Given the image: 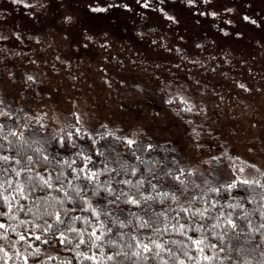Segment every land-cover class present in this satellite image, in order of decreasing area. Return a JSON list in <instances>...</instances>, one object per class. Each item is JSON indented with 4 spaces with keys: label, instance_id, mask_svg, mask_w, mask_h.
I'll return each instance as SVG.
<instances>
[{
    "label": "snow or ice",
    "instance_id": "6c2138e0",
    "mask_svg": "<svg viewBox=\"0 0 264 264\" xmlns=\"http://www.w3.org/2000/svg\"><path fill=\"white\" fill-rule=\"evenodd\" d=\"M11 2L26 6L32 28L22 31L18 25L5 28L0 23V42L7 45L14 38L23 45L27 38L40 43L48 27L70 52L111 50L117 22L103 14L114 8L132 9L127 0ZM137 3L157 13L170 31L175 29L174 49L159 38L151 44L169 53L175 51L180 64L177 73L168 76L160 65L143 68L139 75L152 79L153 95L139 76L119 78L116 83L131 87L138 96L119 104L120 118L76 111L77 101L69 97L68 122L57 115L49 122L48 113L39 109L49 102L59 104V87L56 92L45 89L43 81L27 71L17 77L8 64L10 59H23V51L0 48V81L9 83L0 93L3 264H264V166L211 143L219 134L206 123L209 108L203 97L208 85H202L200 79L193 82L191 69L179 72L186 62L193 68L204 65L205 73L218 70L210 52L206 60H190L180 46L187 39L181 32L184 10L195 9L199 16L217 22V35L230 44L217 51V56L222 57L221 66L229 67L234 66L232 52L240 45L264 50V17L249 11L254 0H240L242 8L235 0H225L214 8L209 7L213 0ZM7 12L0 8V21ZM139 15L146 31L138 30L135 35L143 41L158 28L147 27L150 18ZM249 29L259 30V34H250ZM193 47L203 52L210 47L220 50L221 44L205 36L194 40ZM117 60L123 66L124 61ZM55 61L70 71V60L56 55ZM30 63L39 66L48 61L31 59ZM131 63L139 67L135 60ZM148 63L144 61L145 66ZM239 63L247 61L241 57ZM52 67L61 70L55 63ZM252 71L249 67L248 72ZM18 79L23 85L20 89L14 87ZM103 79L109 88L113 86L109 77ZM235 87L249 94L264 91L241 80H235ZM17 93L20 99L13 103L9 97ZM196 95L201 96L199 103ZM169 116L180 122L179 129L171 126ZM250 119L252 126H258ZM164 132L167 135L161 134ZM205 137L208 144L203 142ZM181 141L191 143L201 154L209 147L215 154L196 161L181 155ZM248 151L254 153L255 146ZM248 169L253 170L251 177Z\"/></svg>",
    "mask_w": 264,
    "mask_h": 264
},
{
    "label": "rangeland",
    "instance_id": "374dc122",
    "mask_svg": "<svg viewBox=\"0 0 264 264\" xmlns=\"http://www.w3.org/2000/svg\"><path fill=\"white\" fill-rule=\"evenodd\" d=\"M83 2L87 3V0H83ZM127 2L132 4L131 10L114 8L109 13L103 14L110 21L117 22L113 46L108 51L92 48L86 52L83 50H72L70 52L61 43L59 36L48 27L44 28L40 43L27 38H25L23 45L14 38L7 45L0 42V48H14L16 51L22 50L24 53L23 59L16 57L10 59L8 64V68L13 69L17 77L27 71L34 73L37 79L43 81V88L51 87L52 91L56 92L57 86L59 87L57 93L59 104L54 106L53 103L49 102L45 108L39 109V111L48 113L49 122H53L51 118L54 115H57L65 123L68 122L67 112L72 110L69 97L77 101L76 111L88 112L89 114L95 113L99 117L115 114L114 118H120L119 104L121 102L129 103L134 99H138V96L131 87L125 88L116 83L119 78L139 76L147 82L148 92L153 95L152 79L147 74L139 75L144 67L152 68L154 65H160V71L165 76L170 73H177L176 65L180 64V58L176 56L175 51L169 53L157 49L151 44L152 40L159 38L160 42L167 41L168 46L174 49L177 43L173 37L175 29L170 31V26L165 25L158 18L157 13L151 9H144L137 3V0H127ZM171 2L178 4L179 0H171ZM224 2L225 0H213L209 7L214 8L217 4ZM235 2L238 8H242L240 0H235ZM262 7H264V4L261 3V0H254L249 11L264 17V12L260 11ZM0 8L8 10L7 16L3 21H0L5 28H14L17 25L22 31L32 28L31 17H29L25 5L13 4L11 0H0ZM201 10H203L202 5ZM139 13H143L150 18V22L146 21L147 27L156 26L158 28L155 34H149L143 41L138 40L135 35L138 30L146 31L145 28H141ZM182 18L181 32L186 34L187 39L180 46L185 48V54L188 55L190 60L196 58L206 60L210 52L214 57L213 66L218 69L215 72L205 73L204 65L193 68L190 62H186L179 69L180 73H183L186 69H191L193 82L195 79H200L202 85H208V93L203 97L209 108V119L206 123L219 134L211 140V143L218 147L230 149L234 156H239L242 160L252 158L254 163L264 166V91H253L249 94L235 87V80H241V82H247L249 86L264 88V50L247 44L240 45L232 52L234 66H221L222 57L217 56V51L230 47V44L222 36L217 35V27L215 26L217 22L211 17L199 16L195 9L191 11L184 10ZM196 20H199L200 23L197 24ZM249 31L250 34H259V30L249 29ZM205 36L219 41L221 49L214 50L210 47L203 52L195 49L193 41ZM34 52H36L35 56L33 55ZM56 55L70 60V71L65 65L55 61ZM105 56L108 59H105ZM241 57L247 61L246 64L241 65L239 63ZM117 58L124 61L123 66L118 63ZM31 59L47 60L48 63H40L37 66L30 63ZM133 60L137 62L139 67L131 63ZM145 60L149 61L147 66L144 65ZM216 61H219V63H216ZM54 63L56 67L61 69L60 72L53 69L52 65ZM249 67L253 69L251 73L248 72ZM224 72H228L229 75L225 77L222 75ZM73 76L76 77L75 80L71 78ZM104 77H109L112 80L113 86L111 88L105 83ZM131 83L132 80L129 79V84L131 85ZM163 83L164 81H161V86ZM8 86L7 79L0 81V93ZM14 87L16 89L23 87L19 79ZM213 92L215 95H213ZM220 96H223V100L219 99ZM9 99L15 103L19 101L20 97L17 93L10 96ZM200 99V95L195 96V102L199 103ZM156 103L159 104L158 96L156 97ZM250 118H254L258 126H252ZM169 120L171 126L179 129L180 122L178 120L171 116H169ZM197 123H199V120H197ZM161 134L167 135L166 132ZM203 142L208 144L209 138L205 137ZM253 145L256 148L254 153L248 151V148ZM180 146L183 148L181 155L196 161L201 160L203 155L215 154L210 147L206 148L204 153L201 154L193 149L191 143L186 141H181ZM247 175L251 177L253 170L248 169Z\"/></svg>",
    "mask_w": 264,
    "mask_h": 264
},
{
    "label": "trees",
    "instance_id": "16d2710c",
    "mask_svg": "<svg viewBox=\"0 0 264 264\" xmlns=\"http://www.w3.org/2000/svg\"><path fill=\"white\" fill-rule=\"evenodd\" d=\"M241 195H243V193L241 192ZM249 207H251L252 205H247ZM14 235V234H13ZM34 239V238H32ZM0 240H2V232H0ZM10 247V246H9ZM61 255L62 256H67V255H70L69 253H66V252H61ZM0 264H3V253H0Z\"/></svg>",
    "mask_w": 264,
    "mask_h": 264
}]
</instances>
